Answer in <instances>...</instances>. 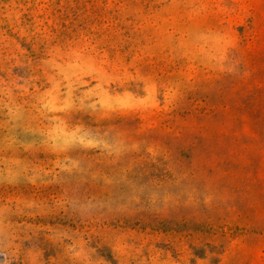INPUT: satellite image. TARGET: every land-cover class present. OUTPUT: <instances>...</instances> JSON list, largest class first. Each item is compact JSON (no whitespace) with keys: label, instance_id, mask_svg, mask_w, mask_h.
I'll use <instances>...</instances> for the list:
<instances>
[{"label":"rangeland","instance_id":"obj_1","mask_svg":"<svg viewBox=\"0 0 264 264\" xmlns=\"http://www.w3.org/2000/svg\"><path fill=\"white\" fill-rule=\"evenodd\" d=\"M0 264H264V0H0Z\"/></svg>","mask_w":264,"mask_h":264}]
</instances>
